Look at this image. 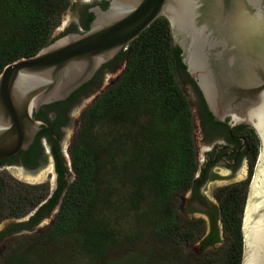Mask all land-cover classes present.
Listing matches in <instances>:
<instances>
[{
    "label": "trees",
    "instance_id": "16d2710c",
    "mask_svg": "<svg viewBox=\"0 0 264 264\" xmlns=\"http://www.w3.org/2000/svg\"><path fill=\"white\" fill-rule=\"evenodd\" d=\"M67 5V0H0V73L58 37L53 29ZM181 52L162 16L117 55L124 62L122 74L85 112L70 153L69 184L49 194L46 185L14 184L0 173V221L38 210L27 221L12 223L0 240L34 229L64 194L43 238L32 244L29 238L18 241L0 264H32L35 256H43L44 264H69L64 251L49 256L59 239H69L92 264H242L241 189L222 193L217 210L223 237L215 225L205 234L202 221L186 220L177 209L176 194L198 185L193 112L178 80L179 72L189 74ZM126 216L129 227L138 230L124 228ZM142 225L150 227L154 247L124 254L127 243L141 238ZM200 240L202 255L193 258L186 247Z\"/></svg>",
    "mask_w": 264,
    "mask_h": 264
},
{
    "label": "water",
    "instance_id": "95a60500",
    "mask_svg": "<svg viewBox=\"0 0 264 264\" xmlns=\"http://www.w3.org/2000/svg\"><path fill=\"white\" fill-rule=\"evenodd\" d=\"M93 11L86 31L55 35L37 54L3 68L0 161L29 149L41 126L49 127L34 116L43 105L69 98L156 19L166 17L213 115L250 124L260 136L243 216L242 264H264V0H111L107 9Z\"/></svg>",
    "mask_w": 264,
    "mask_h": 264
},
{
    "label": "flooded vegetation",
    "instance_id": "af4514ba",
    "mask_svg": "<svg viewBox=\"0 0 264 264\" xmlns=\"http://www.w3.org/2000/svg\"><path fill=\"white\" fill-rule=\"evenodd\" d=\"M67 1L66 9L80 3L81 10L79 22L66 26L63 31L65 34L86 31L94 18L93 9L97 7L107 9L111 3V0ZM120 66L121 70H118ZM123 67V60L115 56L96 73L97 81L95 82H99L98 85L92 82L93 84L90 83V85L81 88L80 91L72 94L66 100L43 105L38 112L34 113V116L47 122L49 127L46 125L41 126L34 143L29 149L20 150L15 155L2 159L0 161V173L5 177L10 174L18 178L17 180L21 184L33 185L29 181L42 179L40 177L36 179L34 176L47 165L49 156H51L53 170H50L47 176L54 174L55 186L53 189L48 188L50 190L49 194H53L60 185L69 183L71 181L70 176L74 172L70 153L72 146L77 141L85 112L120 77ZM107 71L110 72V83L103 89L100 88V84ZM179 74L184 77L192 89L190 103L194 118V139L196 140L195 129H198L202 143L200 153L197 151L198 146L195 141L198 163L195 173V179L198 180L197 188L192 187L184 192L188 193L193 202L209 206L210 211L208 213L213 220V224L216 226L215 222L216 218H218L223 227L222 215L217 210L221 207L222 193L232 188L241 189L242 195H244L245 209L247 195L250 191L261 151V139L256 129L250 124H233L230 117H226L225 121L217 119L210 111L196 81L190 74L187 75L186 72L181 71ZM87 97H92L91 102L85 100ZM83 103H89V105H83ZM77 105H80L79 114L74 112ZM195 116L198 118V122H196ZM66 153L70 157V165ZM62 155L64 159H62ZM19 172L23 174H19ZM205 191H209L212 194V203L209 202ZM37 211L35 209L30 218L37 214ZM56 214L53 216L52 211L45 214L39 219L37 224L45 221V218H49L50 224H52Z\"/></svg>",
    "mask_w": 264,
    "mask_h": 264
},
{
    "label": "rangeland",
    "instance_id": "374dc122",
    "mask_svg": "<svg viewBox=\"0 0 264 264\" xmlns=\"http://www.w3.org/2000/svg\"><path fill=\"white\" fill-rule=\"evenodd\" d=\"M80 10H81V5L80 3L72 5L71 7H68L67 9H65L62 14L60 15L59 19L57 20L54 29H53V34L54 35H58L60 33H62L65 29L66 26H68L69 24H73V23H78L79 22V18H80ZM118 70H121V66L120 68H118ZM116 75V74H115ZM104 79L102 80L101 84H100V88H106L109 84V76H110V72L107 71L104 75ZM178 80L180 82L181 87L183 88V90L185 91V93L187 94L188 98L191 101V92L192 89L189 86V84H187V82L185 81L184 77L182 76H178ZM99 82H97L95 85H98ZM92 97H87L85 100L91 102ZM89 105V103H83V105ZM80 105H77L76 110H74L75 114H79L80 113ZM196 122H198V118H196ZM198 129H195L196 132V143H197V151L201 153L202 150V143H201V139H200V134H198ZM66 157L68 159L69 165H70V157L68 156V153H66ZM50 170H53V160L52 157L49 156V160L48 163L45 167H43V169H41L34 177L37 178H42L40 180H30V184L33 185H46L49 189H53L55 186V176L54 174H50L49 176H47V174H49ZM19 174H23L21 172H19ZM47 176V177H46ZM8 178L9 181H11V183H21L19 180H17L18 178H15L14 176L8 174L6 176ZM45 177V178H44ZM205 194L209 200V202L212 203V199L213 196L209 191H205ZM121 203V201L119 202V204ZM176 203H177V209L179 211V213L182 215V217L186 220L189 221H197L200 220L202 221V226L203 229L205 230V234H209L212 229H213V220L210 216V214L208 213L210 211L209 206L207 205H202L199 204L198 202H193L191 200V198L189 197L188 193L185 192H180L178 194H176ZM216 205V204H215ZM246 207V206H245ZM35 212V209H30L29 211H27L24 215H22L20 218H13V217H5L4 219H2L0 221V231L1 230H5L7 228V226L10 223H15V222H20L23 221L27 218H30L31 214ZM213 213V211H212ZM214 214V213H213ZM131 220V219H130ZM129 217L126 216L124 219V228L130 229L131 232H133V230L137 229L138 227L132 229V226L129 227ZM216 226L220 228L222 237L224 236V232L222 229V224L219 222V219L216 218ZM50 225V220L49 218H45V221H42L41 223L37 224L34 226V229L32 230H25V231H20L17 233H12L10 232L9 234H7L6 237H4L3 239L0 240V261L3 260L4 255L6 254V251L9 250L10 248H13L14 246H16L17 242L20 240H23L25 238H29L30 243H34L38 240H41L43 237L41 236V232L45 231L47 229V227ZM1 233V232H0ZM151 230L150 227L147 225H142V236L139 240L137 241H133L131 243H127L126 249H124V254H130V253H135L137 251L140 250H148L150 248L154 247V239L151 236ZM40 234V235H39ZM33 235V236H32ZM37 235V236H36ZM36 236V237H35ZM69 239H59V241H56V243L52 244V246L49 248V256H52L53 258H57L60 256V250L64 251V259L66 258V261L69 262V264H92L91 263V259L85 255H81L79 254L74 247L71 245V242H68ZM223 243H218L215 246H211L208 247L207 250H215L217 249L219 246H221ZM201 247V240L200 241H196L195 243L191 244L190 246L186 247V250L188 252H192L193 254H191V257L193 258H197L199 256L202 255V250H200ZM63 250H62V249ZM22 252L23 249H22ZM43 257V256H42ZM41 256H35L34 261L32 264H44L42 261ZM26 262H29V259L26 260ZM55 264H57L56 262H54ZM48 264V263H46Z\"/></svg>",
    "mask_w": 264,
    "mask_h": 264
}]
</instances>
